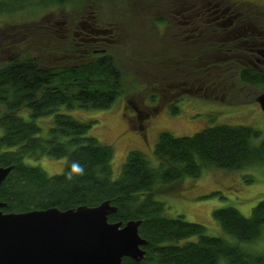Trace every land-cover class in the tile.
<instances>
[{
  "label": "trees",
  "instance_id": "obj_1",
  "mask_svg": "<svg viewBox=\"0 0 264 264\" xmlns=\"http://www.w3.org/2000/svg\"><path fill=\"white\" fill-rule=\"evenodd\" d=\"M76 2L0 0V15L35 13ZM123 80L109 55L70 66L12 55L0 65V106L5 109L0 116V168L12 167L0 187V202L5 204L1 211H66L109 201L117 208L109 222L141 221L139 234L148 242L141 262L124 258L122 264H264V255H256L245 246L258 242L264 234V201L253 208L250 217L234 207L214 211L223 231L236 240L233 243L209 235L203 225L182 217H165L164 204L154 198L157 183L174 184L185 177L197 179L205 167L236 171L264 166V139L254 144L262 133L252 127L231 125L209 127L185 137L164 132L155 149L161 161L159 168H154L142 152L132 151L115 180L113 148L88 136L96 122L77 120L61 109L108 110L123 94ZM241 80L258 86L264 75L245 70ZM149 99L155 104L159 97L151 94ZM177 103L168 106L173 115L180 113ZM160 109L150 108L141 116L146 119ZM25 111L29 113L28 120L21 115ZM43 118H50L46 137L39 123ZM47 155L66 159L61 174L49 176L25 161ZM74 163L83 166V175L72 171Z\"/></svg>",
  "mask_w": 264,
  "mask_h": 264
},
{
  "label": "rangeland",
  "instance_id": "obj_2",
  "mask_svg": "<svg viewBox=\"0 0 264 264\" xmlns=\"http://www.w3.org/2000/svg\"><path fill=\"white\" fill-rule=\"evenodd\" d=\"M175 2H178L177 6H184L186 0H77L73 5L35 13L0 15V65L12 55H27L59 66L78 64L103 55L113 58L124 76L123 94L114 105L108 110H71L65 107L61 110L77 120L96 122L88 136L113 148L112 173L115 180L120 177L132 151L142 152L154 168H159L161 161L156 157L155 149L164 132L185 137L217 125L246 126L262 133L261 138L254 141L255 145L264 139V112L258 103V98L264 93V81L258 86L245 84L241 80L242 67L239 65L231 63L221 69L216 67L219 62L210 60V69L195 75L205 81L217 80L221 75L224 82L217 91L178 97L167 87L175 78L171 71L175 69V60L182 59L183 53L193 52L194 60L187 68L198 71L202 69L198 65H201L206 49L203 50L201 42L192 48L184 44L176 46L172 42L174 28L170 12ZM234 2L247 3L257 10L264 9V0ZM90 13L100 24H113L118 34L116 43L108 47L106 54H84L73 38L74 26ZM67 34L69 38H64ZM151 94L158 95L157 103L149 99ZM174 96L178 97L180 108L177 115L168 108L170 103L177 101ZM128 101L133 105H128ZM155 107L161 109L151 118L143 122L136 120L137 110L149 111ZM3 113L5 109L0 106V116ZM21 115L29 119L28 112ZM39 123L43 127V136H48L50 118H43ZM143 124L144 133L139 130ZM25 161L30 166L42 168L49 176L61 174L66 163V159L48 155L39 160L27 158ZM154 190L155 200L165 206V217H182L187 222L205 226L211 236L235 243L236 240L227 235L214 218V211L234 207L245 217H250L253 208L264 201V166L236 171L205 167L197 179L185 177L174 184L157 183ZM245 246L256 255H264V234L258 242Z\"/></svg>",
  "mask_w": 264,
  "mask_h": 264
},
{
  "label": "flooded vegetation",
  "instance_id": "obj_3",
  "mask_svg": "<svg viewBox=\"0 0 264 264\" xmlns=\"http://www.w3.org/2000/svg\"><path fill=\"white\" fill-rule=\"evenodd\" d=\"M177 5L178 2H175L170 12L174 28L172 42L176 46L184 44L190 48L201 42L203 50L206 49L205 57L201 58V65H198L202 69L198 71L193 72L191 68H187L189 62L194 60L193 52L183 53L182 59L175 60V69L171 70L175 78L167 85L173 94L179 97L220 90L224 82L221 75L217 80L213 78L209 81H205L203 77V80L195 77L199 72L210 69V60L219 62L216 67L221 69L234 63L242 67L241 73L249 70L264 75L263 8L257 10L255 6L234 0H186L184 6ZM81 20L72 29L73 38L78 41L77 45L84 53H92L94 56L106 54L108 47L116 43L118 36L114 25L98 23L92 13L90 16L84 15ZM159 24L161 23L156 25ZM69 36L67 34L63 37ZM177 96L174 97L177 99ZM127 103L133 105L132 102ZM152 115H148L146 119ZM135 118L139 122L145 120L139 110ZM139 130L145 131V124Z\"/></svg>",
  "mask_w": 264,
  "mask_h": 264
},
{
  "label": "water",
  "instance_id": "obj_4",
  "mask_svg": "<svg viewBox=\"0 0 264 264\" xmlns=\"http://www.w3.org/2000/svg\"><path fill=\"white\" fill-rule=\"evenodd\" d=\"M258 103L264 112V93ZM11 171L0 168V187ZM4 206L0 202V264H122L124 258L141 262L146 256L141 221L110 223L117 208L109 201L20 214H6Z\"/></svg>",
  "mask_w": 264,
  "mask_h": 264
},
{
  "label": "clouds",
  "instance_id": "obj_5",
  "mask_svg": "<svg viewBox=\"0 0 264 264\" xmlns=\"http://www.w3.org/2000/svg\"><path fill=\"white\" fill-rule=\"evenodd\" d=\"M72 171L73 172H79V174L83 175L84 174V170H83V166H79L77 163H74L72 165ZM69 179H71V174H69L68 176Z\"/></svg>",
  "mask_w": 264,
  "mask_h": 264
}]
</instances>
